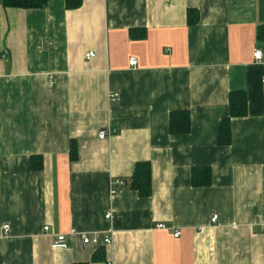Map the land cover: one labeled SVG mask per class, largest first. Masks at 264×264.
<instances>
[{
	"label": "crops",
	"instance_id": "1",
	"mask_svg": "<svg viewBox=\"0 0 264 264\" xmlns=\"http://www.w3.org/2000/svg\"><path fill=\"white\" fill-rule=\"evenodd\" d=\"M256 48L264 0H0V264H264ZM237 88L247 113L220 143ZM174 109L189 110L188 131L171 130ZM140 160L148 194L132 186ZM195 165L211 166L210 183H193ZM45 224L113 240L54 248Z\"/></svg>",
	"mask_w": 264,
	"mask_h": 264
},
{
	"label": "trees",
	"instance_id": "2",
	"mask_svg": "<svg viewBox=\"0 0 264 264\" xmlns=\"http://www.w3.org/2000/svg\"><path fill=\"white\" fill-rule=\"evenodd\" d=\"M83 0H66L68 7H78ZM7 6L21 7H42L47 4V0H3ZM191 12V11H190ZM198 14L195 16L197 19ZM194 19V18H193ZM192 19V20H193ZM144 35V33L142 34ZM248 109L247 91L243 88L231 90L230 94V114L222 119L219 142L228 143L231 140L230 119L234 115H244ZM170 127L173 132L188 131L190 129V112L187 109H174L170 113ZM72 156H77L75 144L72 146ZM41 164L34 162L33 166L37 167ZM212 169L210 165L193 166V183L208 184L211 182ZM132 186L141 194H148L152 188V169L150 160H140L136 163L132 174Z\"/></svg>",
	"mask_w": 264,
	"mask_h": 264
},
{
	"label": "built area",
	"instance_id": "3",
	"mask_svg": "<svg viewBox=\"0 0 264 264\" xmlns=\"http://www.w3.org/2000/svg\"><path fill=\"white\" fill-rule=\"evenodd\" d=\"M5 52H7V49H5ZM94 55V51L90 50L87 52V56ZM254 55L257 59H262L264 55V51L262 48H256L254 51ZM131 64H135L137 62L136 57H131L130 59ZM117 130V128L109 126L102 128L99 132V136L104 137L107 134L114 133ZM117 182L123 183L122 180L117 179ZM113 192H117L116 188H113ZM112 211H108L106 215L109 217L111 216ZM218 213H214L212 216V220L215 221L218 218ZM158 226L165 227L166 224L164 222H159L157 224ZM5 229H9V223H5ZM44 231L47 233H51L53 235V239L51 242L52 247L54 248H68L70 246V240L73 236L78 235L80 236L82 242L84 244H94V245H101V244H108L111 243L113 240V235L109 231H94V232H88L82 229H78L76 227H72L71 229L67 231H57L54 230L51 224H45L44 225ZM181 233L180 229H177L175 231V235H179Z\"/></svg>",
	"mask_w": 264,
	"mask_h": 264
}]
</instances>
